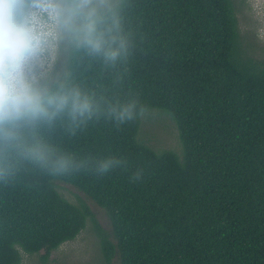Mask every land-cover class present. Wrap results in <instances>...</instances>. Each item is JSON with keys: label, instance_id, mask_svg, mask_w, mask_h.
<instances>
[{"label": "trees", "instance_id": "obj_1", "mask_svg": "<svg viewBox=\"0 0 264 264\" xmlns=\"http://www.w3.org/2000/svg\"><path fill=\"white\" fill-rule=\"evenodd\" d=\"M237 10L235 0H123L126 58L110 65L64 48L49 85L79 87L97 111L35 134L83 167L54 180L11 153L12 174L0 178V264L42 250L49 264L88 220L99 231L94 264H264V57ZM131 99L171 118L179 151L149 145L141 116L117 124L111 107ZM106 157L121 163L98 175ZM53 182L103 208L111 233L85 199L68 200Z\"/></svg>", "mask_w": 264, "mask_h": 264}, {"label": "clouds", "instance_id": "obj_2", "mask_svg": "<svg viewBox=\"0 0 264 264\" xmlns=\"http://www.w3.org/2000/svg\"><path fill=\"white\" fill-rule=\"evenodd\" d=\"M123 0H0V178L7 179L15 156L45 169L55 179L83 167L57 152L35 133L67 116L82 124L97 111L93 97L76 86L48 83L52 53L63 46L115 65L129 54V34L123 26ZM139 101L118 102L109 115L121 124L147 112ZM30 137V138H29ZM121 161L96 163L104 175ZM138 170L130 179L139 180ZM56 183H52L55 190Z\"/></svg>", "mask_w": 264, "mask_h": 264}, {"label": "rangeland", "instance_id": "obj_3", "mask_svg": "<svg viewBox=\"0 0 264 264\" xmlns=\"http://www.w3.org/2000/svg\"><path fill=\"white\" fill-rule=\"evenodd\" d=\"M235 1L238 7L237 15L240 30L256 46L254 53L257 57L262 58L264 57V0ZM63 50L64 47L61 45L50 56L46 69L48 80L51 79L56 63L61 60ZM153 111L148 110L141 116L142 138L147 140L149 145H152L156 149L165 148L179 151L180 143L175 123L169 116L158 115V112ZM57 188L62 196L72 202H77L79 197L85 199L100 229L109 234L111 233V223L103 208L96 205L91 199L86 198L82 192H79L68 184L60 183ZM42 254H44L43 250L34 254L22 252V264H41L40 257ZM100 259L99 231L88 220L86 228L76 239L66 242L58 249L52 251L48 263L94 264L100 261ZM113 264H118L116 259L113 260Z\"/></svg>", "mask_w": 264, "mask_h": 264}]
</instances>
